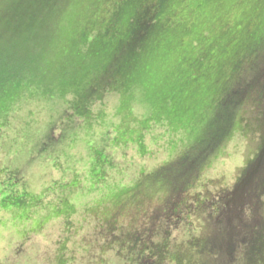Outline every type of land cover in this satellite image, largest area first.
Returning <instances> with one entry per match:
<instances>
[{
  "label": "rangeland",
  "instance_id": "1",
  "mask_svg": "<svg viewBox=\"0 0 264 264\" xmlns=\"http://www.w3.org/2000/svg\"><path fill=\"white\" fill-rule=\"evenodd\" d=\"M258 1L228 0L218 12L207 11L206 18L199 9L182 14V20L170 17V36L186 45L176 43V51L152 68L158 81H166L168 105L181 104L176 115L191 110L177 126L164 121L157 106L166 95L153 91L149 82L106 96L82 119L70 113L73 88L42 93V87L53 90L55 72L41 78L33 71V84L22 83L0 102L7 109L0 115V201L5 197L0 264H172L178 255L181 264H231L224 250L228 244L214 242L224 233L230 243L241 244L235 264H251L245 247L254 231L249 227L264 222V195L258 208L250 194L235 198L232 192L264 144V125H257L254 108L236 112L226 137L203 160L190 157L191 179L175 198L169 196L170 180L145 182L167 163L181 168L175 160L197 154L189 147L211 116L207 94L197 95L178 81L195 78L198 83L203 76L189 72L195 55L182 33L220 35L222 25L231 28L251 14L256 19L261 7L252 3ZM70 24L66 15L59 28ZM207 46L208 55L219 53L218 47ZM213 80L208 90L215 104L223 80ZM194 112L204 116L191 118ZM199 239L212 250L200 255L190 244ZM162 242L166 248L159 260L151 251Z\"/></svg>",
  "mask_w": 264,
  "mask_h": 264
},
{
  "label": "trees",
  "instance_id": "2",
  "mask_svg": "<svg viewBox=\"0 0 264 264\" xmlns=\"http://www.w3.org/2000/svg\"><path fill=\"white\" fill-rule=\"evenodd\" d=\"M212 1L215 4L211 5ZM238 1L234 0V3L237 4ZM227 2L228 0H0V102L17 92L22 83L33 84V71L41 78L54 72L58 74L53 79L56 82L53 90L42 87L44 95L73 88L69 108L72 116L78 119L88 116L94 105L106 96L127 90L131 83L145 86V82H149L146 85L165 96L163 93H166V81L163 78L158 81L154 77L153 62L165 58L168 53H174L178 46L186 45L179 41L181 43L177 46L176 43L179 42L175 36H170L172 18L178 16L182 20V14L185 16L198 9L205 15L202 18H206L207 11L218 12ZM252 4L261 7L256 19L250 18L253 16L251 14L244 16V19L234 23L231 28L222 25L220 35L207 34L204 30L193 35L190 29L182 33L187 37V45L195 55L189 62V72L191 75L203 76L198 83H195V78L181 77L178 81L190 86L197 95L207 94L211 116L204 118L207 120L201 133L189 147L191 152L195 151L197 154H187L175 160L181 168L167 163L163 169L149 175L145 186L153 181L159 183L168 179L173 182L169 194L171 198H175L178 191H185L193 170H187L193 162L190 157L203 160L226 137L237 118L238 110L241 113L254 108L257 125H264V0ZM77 11L84 13H76ZM66 15L71 24L59 28ZM224 28H228V31H224ZM207 45L218 47L219 53L214 57L208 55L210 49ZM211 74L213 75L210 76ZM215 77L223 80V83L222 92L220 90L214 104L208 87ZM207 78L209 82L204 83ZM163 98V103V99H160L161 103L157 107L165 114L164 121L168 120L170 125L175 126L184 123L181 117L186 113L190 114L191 110L187 109L185 114L176 115L177 112H182L181 104L169 106L167 95ZM152 100L153 97L150 96V101ZM1 106L0 115L3 116L7 109ZM203 116V113L197 115L200 118ZM194 117L197 118L195 112L191 115V118ZM262 137L264 142V135ZM244 172L232 195L236 198L238 193L250 194L249 197H252L258 207L257 201L264 195V144ZM170 175H178L179 179ZM253 179L256 180L255 183ZM177 180L180 181L179 185L176 184ZM250 183L254 187H249ZM248 201L249 199L246 203ZM249 228H254V231L251 232L248 247H245V250L249 248L246 258L251 264H264V222ZM224 235L225 233L215 237L214 242H219V245L228 244L224 248L227 260L235 264L241 244L230 243L227 234L225 237ZM200 241L201 239L190 243L198 248L200 255L212 250L207 243ZM165 248L166 243L162 242L151 252H155V256L161 260ZM148 249L145 248V254H148ZM212 252L215 253L214 250ZM180 260L178 255L172 258V264H181ZM186 262L189 263L188 260Z\"/></svg>",
  "mask_w": 264,
  "mask_h": 264
}]
</instances>
